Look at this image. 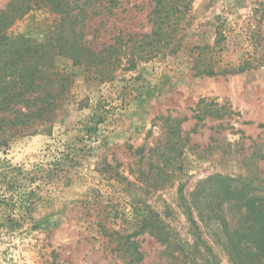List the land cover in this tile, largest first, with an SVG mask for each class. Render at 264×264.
Instances as JSON below:
<instances>
[{
	"label": "rangeland",
	"instance_id": "rangeland-1",
	"mask_svg": "<svg viewBox=\"0 0 264 264\" xmlns=\"http://www.w3.org/2000/svg\"><path fill=\"white\" fill-rule=\"evenodd\" d=\"M9 2L0 0V12ZM106 2L86 7L81 32L91 49L121 33H150L155 0ZM187 15L178 53L139 61L112 80L55 54L56 68L72 70L67 101L48 120L16 127L3 120L0 264H129L111 234L130 231L147 211L173 241L167 247L149 233L137 236V264H233L227 245L232 236L239 243L245 210L219 200L221 184L211 180L256 177L253 187L264 196V0H192ZM62 20L36 7L8 33L50 49L61 31L65 40L71 32ZM218 39L223 66L252 55L262 66L194 76L196 47Z\"/></svg>",
	"mask_w": 264,
	"mask_h": 264
},
{
	"label": "trees",
	"instance_id": "trees-1",
	"mask_svg": "<svg viewBox=\"0 0 264 264\" xmlns=\"http://www.w3.org/2000/svg\"><path fill=\"white\" fill-rule=\"evenodd\" d=\"M84 1L10 0L7 8L0 12V114L3 117L0 124L6 120L8 126L16 127L48 120L49 115L67 101L73 83L72 70L56 68L51 58L55 54L70 56L75 66L83 68L89 76L105 81L112 80L118 70H131L139 61L176 54L182 48L183 36L180 35L185 29L183 24L188 20L192 0H155L149 16L152 25L150 33H121L114 37V44L100 51L91 49L83 41L81 30L86 26V7L91 0ZM117 2L107 0L106 4L113 8ZM36 7L62 15L63 25L67 22L71 28V37L67 34L65 40L66 33L64 35L61 31L52 48L45 45L32 48L30 40L24 36L8 33L10 27ZM59 27L62 30L64 26ZM220 46L218 39L213 45L196 47L199 55L191 69L194 76L226 77L262 66L263 61L254 55L241 59L237 66L232 62L223 66L221 62H224L218 57ZM259 50L255 48L254 54H259ZM254 180L256 177L244 182L230 178L211 180L221 184L214 190L219 200L235 203L245 210V221L238 230L239 243L236 244L232 236L227 245L233 264H264V196H259L258 190L253 187ZM188 212L189 220L198 229L192 209ZM137 214L141 216L140 220L133 223L130 231H114L111 234L115 241L123 243V251L118 253L129 264L143 260L140 244L135 240L137 236L149 233L167 247L173 241L159 215L150 211Z\"/></svg>",
	"mask_w": 264,
	"mask_h": 264
}]
</instances>
